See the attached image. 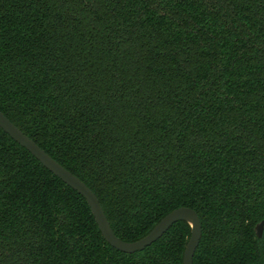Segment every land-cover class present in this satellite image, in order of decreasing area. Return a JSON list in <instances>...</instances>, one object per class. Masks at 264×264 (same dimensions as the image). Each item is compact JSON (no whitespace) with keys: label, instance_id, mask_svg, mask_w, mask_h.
Listing matches in <instances>:
<instances>
[{"label":"trees","instance_id":"trees-1","mask_svg":"<svg viewBox=\"0 0 264 264\" xmlns=\"http://www.w3.org/2000/svg\"><path fill=\"white\" fill-rule=\"evenodd\" d=\"M0 111L122 241L186 207L193 264H264V0H0ZM189 236L115 250L0 128V264H182Z\"/></svg>","mask_w":264,"mask_h":264},{"label":"water","instance_id":"water-1","mask_svg":"<svg viewBox=\"0 0 264 264\" xmlns=\"http://www.w3.org/2000/svg\"><path fill=\"white\" fill-rule=\"evenodd\" d=\"M0 128L12 140L26 149L44 168L85 199L102 237L112 248L125 254L143 251L161 238L173 224L182 221L190 227V236L183 251L182 264H193V256L202 235L201 222L194 210L186 207L177 208L161 218L141 239L133 242L122 241L113 233L97 197L85 183L52 159L33 140L11 123L1 111ZM263 226L264 221L255 226L257 238L261 237Z\"/></svg>","mask_w":264,"mask_h":264}]
</instances>
